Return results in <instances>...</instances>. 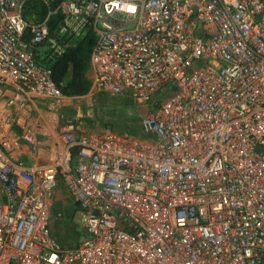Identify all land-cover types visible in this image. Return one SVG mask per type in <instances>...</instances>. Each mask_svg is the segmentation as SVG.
Instances as JSON below:
<instances>
[{"label":"built area","instance_id":"1","mask_svg":"<svg viewBox=\"0 0 264 264\" xmlns=\"http://www.w3.org/2000/svg\"><path fill=\"white\" fill-rule=\"evenodd\" d=\"M29 2L56 7L28 22ZM88 32L91 90L149 105L142 136L71 128L32 168L0 144V264H264V0H0V87L59 103L50 65Z\"/></svg>","mask_w":264,"mask_h":264},{"label":"crops","instance_id":"2","mask_svg":"<svg viewBox=\"0 0 264 264\" xmlns=\"http://www.w3.org/2000/svg\"><path fill=\"white\" fill-rule=\"evenodd\" d=\"M87 76L92 80L91 68ZM106 95L90 89L85 96L66 97L59 103L40 99L23 101L21 99L23 95L20 92L11 88L0 87V144L3 151L15 164L32 168L34 166H48L54 162L57 150L64 145L62 133L71 128L78 130V132H100L106 129L128 132V129L125 128L134 129L135 127L136 135L142 136L139 118L138 126L137 124L135 126L132 121H128L122 123L123 126L126 125L125 128L122 127L119 130L114 127L110 118L112 109L115 107L121 110L124 106L110 107ZM120 98L129 99L127 96ZM140 106L143 108L140 109L139 114L148 113L149 105L141 104ZM127 110L129 109L127 108ZM62 113L75 115L76 123L74 125L61 123L60 115ZM131 114L132 110L128 111V115ZM58 185L65 188L66 197L61 198L59 196ZM56 186L54 206L51 210V232L63 245L55 232V228H53V214L56 205L57 203L61 204L64 211L70 210L72 207H74V212L79 213V211L67 186L61 179L57 181ZM63 246L65 247V245Z\"/></svg>","mask_w":264,"mask_h":264},{"label":"trees","instance_id":"3","mask_svg":"<svg viewBox=\"0 0 264 264\" xmlns=\"http://www.w3.org/2000/svg\"><path fill=\"white\" fill-rule=\"evenodd\" d=\"M55 3L45 6L42 2H29L24 11V16L28 22L32 21L35 15L37 20H43L47 17L49 11H54ZM60 14L54 13L48 20L49 31L53 34L58 27ZM96 35L88 32L83 38L77 40H67L71 45L64 56L57 59L50 65L52 70V79L66 97H82L89 93L91 89V80L87 73L90 70V58L92 50L96 44ZM61 123L75 124V115L62 113L60 115Z\"/></svg>","mask_w":264,"mask_h":264},{"label":"rangeland","instance_id":"4","mask_svg":"<svg viewBox=\"0 0 264 264\" xmlns=\"http://www.w3.org/2000/svg\"><path fill=\"white\" fill-rule=\"evenodd\" d=\"M106 96L108 97V99L107 98L106 99L110 107L113 108L116 105L120 107L124 106L123 109L121 110L119 109L120 111L115 107L114 109H112L110 118H111V123L114 125V127L118 128L119 130L122 127L125 128L126 125L123 126L122 123L128 121H132L135 126L136 124L138 126V118L139 115H141V113L139 114V112L141 111L140 109L143 108L142 106H140L141 104L133 101L130 98L125 99L120 97H111L108 95ZM127 108L129 110H127ZM131 110H132V114L128 115V111ZM125 129H128L127 133H129L130 135L137 136L136 135L137 130H135L136 129L135 127L134 129L132 128H125ZM58 192L61 198L67 196L65 188L60 185H58ZM71 205L74 206L73 204ZM53 218H54L53 228H55V232L57 233V236L59 237V239H61L63 245H65L66 248L67 247L74 248L83 241L84 235L80 225V214L76 211L74 212V207H72L70 210L64 211L62 209V205L57 203L55 208V213L53 214Z\"/></svg>","mask_w":264,"mask_h":264}]
</instances>
